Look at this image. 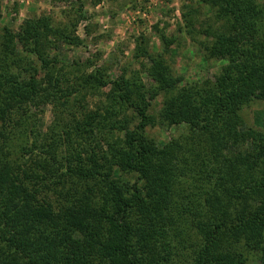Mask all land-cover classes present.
<instances>
[{
  "label": "trees",
  "instance_id": "16d2710c",
  "mask_svg": "<svg viewBox=\"0 0 264 264\" xmlns=\"http://www.w3.org/2000/svg\"><path fill=\"white\" fill-rule=\"evenodd\" d=\"M196 1L209 23L189 8L184 29L222 63L198 83L172 71L176 39L164 34L156 53L135 40L147 84L139 71L112 78L108 65L61 59V47L84 44L80 8L67 23L42 15L3 29L0 264H246L252 254L264 264V127L241 115L264 104V0ZM155 127L185 132L158 145Z\"/></svg>",
  "mask_w": 264,
  "mask_h": 264
},
{
  "label": "rangeland",
  "instance_id": "374dc122",
  "mask_svg": "<svg viewBox=\"0 0 264 264\" xmlns=\"http://www.w3.org/2000/svg\"><path fill=\"white\" fill-rule=\"evenodd\" d=\"M258 2L261 0H257ZM80 8L85 20H80L76 35L83 40L78 48L61 47L60 58L68 63L83 62L86 59L97 66L108 65L114 78L124 69L139 71L144 84L146 74L140 62L131 59L136 39L143 38L152 53L160 52L161 34L174 37L176 42L165 55L172 71L182 76L186 83L213 80L222 66L221 62L207 60L202 51V37L188 36L182 22V14L189 8L196 10L193 20L196 25L209 23V12L196 0H0V35L3 29L17 31L22 22L31 17L50 16L55 23H67L78 19ZM199 30L194 28V33ZM145 67L148 62L142 61ZM102 97L92 96L87 100L89 109L100 106ZM158 108V107H157ZM156 108V110H157ZM248 126L264 127V104L253 103L241 112ZM52 112L46 107L38 118V129L45 133L52 123ZM184 128L147 129V135L163 145ZM246 264H259L255 255H250Z\"/></svg>",
  "mask_w": 264,
  "mask_h": 264
}]
</instances>
